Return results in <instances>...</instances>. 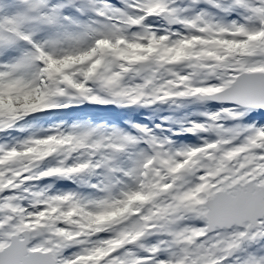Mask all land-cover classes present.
Returning a JSON list of instances; mask_svg holds the SVG:
<instances>
[{
    "label": "snow or ice",
    "instance_id": "obj_1",
    "mask_svg": "<svg viewBox=\"0 0 264 264\" xmlns=\"http://www.w3.org/2000/svg\"><path fill=\"white\" fill-rule=\"evenodd\" d=\"M176 2L0 0V133L84 103L213 105L179 147L140 124L0 142V264H264V0Z\"/></svg>",
    "mask_w": 264,
    "mask_h": 264
},
{
    "label": "rangeland",
    "instance_id": "obj_2",
    "mask_svg": "<svg viewBox=\"0 0 264 264\" xmlns=\"http://www.w3.org/2000/svg\"><path fill=\"white\" fill-rule=\"evenodd\" d=\"M112 3H116V0H112ZM189 4V0H177L176 5L178 7H185ZM206 9L209 12H215V9H211L207 5L200 3L194 7V11ZM192 12L183 13V15H191ZM216 19H224L222 14H217ZM227 19H232V16H228ZM147 23H152L157 27H164L162 21L157 18H149ZM179 28V26H174ZM63 102V101H61ZM72 108V109H71ZM205 108H213V105L200 106L191 101H177L176 103L167 102L164 104H155L150 107L132 106V107H118L113 105L100 106L93 104H80L79 106H72L66 109H60L57 111H49L46 114H33L32 116L25 117L22 121H19L17 127H22L25 131L20 132L16 130H9L4 133H0V142H7L9 144L16 140L22 139L28 135H46L48 134L46 129L60 125V127L67 131L72 125H80L81 127H100L105 133L112 131L113 129H121L127 132V125L140 124L151 129L153 134L158 137L168 136L174 141V147H179L181 144H194L198 143L196 136L192 135H173V131L180 130L186 126L190 120H202L199 112L205 110ZM44 113V112H42ZM197 115V117H195ZM161 125L159 129L155 128V125ZM134 130V129H133ZM143 145L137 146L141 148ZM134 155V150H130L128 153L123 154L120 157L119 163L122 167H127L129 158ZM51 163V161L47 162ZM47 163L45 166H47ZM98 172L100 170H97ZM84 180L89 183H95L100 179V176L94 175L91 177L85 176ZM64 179L50 178L48 180L38 182V187L47 186L52 184L51 192L62 191H75L81 194H96L93 189L87 187H81L79 180L76 183L70 181L69 186L63 184Z\"/></svg>",
    "mask_w": 264,
    "mask_h": 264
},
{
    "label": "bare ground",
    "instance_id": "obj_3",
    "mask_svg": "<svg viewBox=\"0 0 264 264\" xmlns=\"http://www.w3.org/2000/svg\"><path fill=\"white\" fill-rule=\"evenodd\" d=\"M198 105H200V104H198ZM201 106V105H200Z\"/></svg>",
    "mask_w": 264,
    "mask_h": 264
}]
</instances>
